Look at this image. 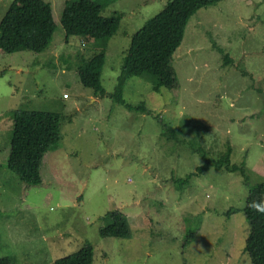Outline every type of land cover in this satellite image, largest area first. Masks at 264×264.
I'll return each instance as SVG.
<instances>
[{"label": "rangeland", "instance_id": "1", "mask_svg": "<svg viewBox=\"0 0 264 264\" xmlns=\"http://www.w3.org/2000/svg\"><path fill=\"white\" fill-rule=\"evenodd\" d=\"M45 1L58 23L49 49L0 51V258L54 264L91 244L94 264H252L244 253L249 188L231 169L244 165L250 185L264 181V0H224L191 18L174 57L178 88L157 92L151 80L126 79L123 97L153 115L83 85L79 67L102 49L67 41L65 0ZM170 1H99L102 16L121 15L105 52L107 93L134 35ZM12 2L0 0V23ZM18 108L61 116V140L44 157L39 186L7 166ZM157 116L177 139L164 136ZM230 147V165L199 171L203 154L219 161ZM113 211L132 238L100 236Z\"/></svg>", "mask_w": 264, "mask_h": 264}, {"label": "trees", "instance_id": "2", "mask_svg": "<svg viewBox=\"0 0 264 264\" xmlns=\"http://www.w3.org/2000/svg\"><path fill=\"white\" fill-rule=\"evenodd\" d=\"M99 1L68 0L60 20L67 41L71 37H78L102 49L99 55L79 67L81 82L93 89L97 96L107 95L128 110L153 115V110L145 103L135 105L126 101L123 97L126 79L139 77L151 80L157 92H161L163 87L170 90L178 88L174 57L183 43L191 18L200 9L224 0H171L160 14L134 35L122 61L116 86L111 93H107L102 84V73L106 48L117 31L121 15L102 16L104 6ZM57 27L54 10L49 2L13 0L0 23V51L10 55L22 52L43 54L49 49ZM225 58L228 62L231 61L229 55H225ZM156 118L162 124L164 136L170 140L178 138V133L172 126L160 116ZM13 121L8 169L24 184L39 186L42 183L44 157L61 140V116L53 111L18 108L13 111ZM231 158L232 147L219 161L209 159L203 154L202 159L205 164L199 168V171L203 173L211 166L222 169L223 166L231 164ZM231 170L239 172L246 181L248 180L244 165L234 166ZM246 181L249 195L243 213L249 224L250 233L244 253L252 264H264V215L248 208L252 199L264 193V181L256 185H250ZM235 213L232 209L228 216ZM102 222L103 226L100 230L102 238L127 240L133 236L129 222L119 211L108 212L102 218ZM189 237L193 240L194 234H189ZM191 239L188 242L192 241ZM94 254L93 246L86 244L78 252L57 259L54 264H94ZM0 264H11V262L8 258H0Z\"/></svg>", "mask_w": 264, "mask_h": 264}, {"label": "clouds", "instance_id": "3", "mask_svg": "<svg viewBox=\"0 0 264 264\" xmlns=\"http://www.w3.org/2000/svg\"><path fill=\"white\" fill-rule=\"evenodd\" d=\"M248 208L255 213L264 215V193H261L257 198L252 199Z\"/></svg>", "mask_w": 264, "mask_h": 264}, {"label": "crops", "instance_id": "4", "mask_svg": "<svg viewBox=\"0 0 264 264\" xmlns=\"http://www.w3.org/2000/svg\"><path fill=\"white\" fill-rule=\"evenodd\" d=\"M68 0H65V1H63V6L65 7V4H66V2H67ZM50 3V2H49Z\"/></svg>", "mask_w": 264, "mask_h": 264}]
</instances>
